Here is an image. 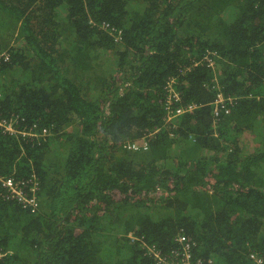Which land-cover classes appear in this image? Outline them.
<instances>
[{
    "label": "trees",
    "instance_id": "1",
    "mask_svg": "<svg viewBox=\"0 0 264 264\" xmlns=\"http://www.w3.org/2000/svg\"><path fill=\"white\" fill-rule=\"evenodd\" d=\"M12 39L0 119L47 134L0 126V175L39 180L37 212L0 186V264H154L130 231L164 252L183 234L205 264L264 258V0H0ZM172 76L196 108L166 128Z\"/></svg>",
    "mask_w": 264,
    "mask_h": 264
},
{
    "label": "built area",
    "instance_id": "2",
    "mask_svg": "<svg viewBox=\"0 0 264 264\" xmlns=\"http://www.w3.org/2000/svg\"><path fill=\"white\" fill-rule=\"evenodd\" d=\"M111 30H114L113 28ZM214 52L206 51L203 55L199 56L197 60L193 59V64L204 63L212 69L215 68L216 62L213 59ZM10 60L9 48L0 49V65L7 63ZM190 69V66L185 65L179 68V71L185 72ZM177 78L172 76L167 79L163 86V99H162V119L163 127H171L176 117H181L184 114L192 113L193 109L196 108L194 103H183L181 92L177 90ZM235 98L228 96L224 98L220 93L217 94L216 98L212 102V123L215 124L218 120L220 113H229L226 106L227 104L232 105ZM0 126L10 133H21L23 136H42L47 134L46 129H41V132L37 129L36 132L28 133L25 131L17 130L13 127V123L5 122L0 119ZM36 126V125H33ZM37 127V126H36ZM39 132V133H38ZM23 180L15 179L12 176L0 175V186L3 190L4 198L16 202L23 209H29L36 211L39 209V199L37 192L39 190V180L35 177L32 180H28L29 192L23 188ZM127 238H130L131 242L139 241L140 246L144 249L145 254L151 258L154 264H205V261L201 257L194 256L193 248L195 243L190 239L186 238L183 234H177L174 238L176 245L173 246L168 252H164L158 248L155 244L147 242L144 238L135 234L134 232H128ZM249 259L255 264H264V258L262 255L256 252H250Z\"/></svg>",
    "mask_w": 264,
    "mask_h": 264
},
{
    "label": "rangeland",
    "instance_id": "3",
    "mask_svg": "<svg viewBox=\"0 0 264 264\" xmlns=\"http://www.w3.org/2000/svg\"><path fill=\"white\" fill-rule=\"evenodd\" d=\"M14 45V41H13V39L12 40H10V43L8 44V48H10L11 46H13ZM110 59L111 60H115L113 57H110ZM215 69V68H214Z\"/></svg>",
    "mask_w": 264,
    "mask_h": 264
}]
</instances>
